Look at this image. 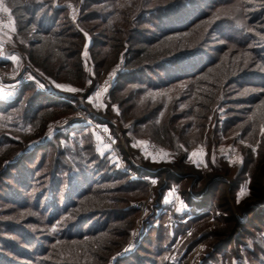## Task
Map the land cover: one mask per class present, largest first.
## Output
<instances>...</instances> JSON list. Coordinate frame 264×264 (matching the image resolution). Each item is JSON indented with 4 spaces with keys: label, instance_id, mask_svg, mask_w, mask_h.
<instances>
[{
    "label": "trees",
    "instance_id": "1",
    "mask_svg": "<svg viewBox=\"0 0 264 264\" xmlns=\"http://www.w3.org/2000/svg\"><path fill=\"white\" fill-rule=\"evenodd\" d=\"M4 1L15 17L12 54L23 61L21 74L32 72L51 89L46 77L77 85L76 92L56 91L85 100L123 60L112 95L127 117L137 114L134 125H151L161 145L174 146L177 135L187 144L189 130L205 129L212 118L215 132L249 143L238 169L207 177L184 153L173 161L178 173L168 174L163 190L197 173L195 182L207 180L201 204L189 196L187 205L221 215L214 223L196 216L173 232L164 223L114 264H171L166 257L179 235L187 240L185 255L207 244L195 264H264V0H74L77 22L68 0ZM87 42L94 77L81 58ZM149 98L146 113L135 109ZM70 112V104L32 83L0 96V264H109L130 238L139 215L131 204L147 195V183L98 154L84 125L27 151L30 139ZM153 166L139 171L158 178L163 171ZM246 180L252 202L243 210L236 192ZM163 190L151 211L164 205Z\"/></svg>",
    "mask_w": 264,
    "mask_h": 264
},
{
    "label": "rangeland",
    "instance_id": "2",
    "mask_svg": "<svg viewBox=\"0 0 264 264\" xmlns=\"http://www.w3.org/2000/svg\"><path fill=\"white\" fill-rule=\"evenodd\" d=\"M68 2H69L68 5L69 8L70 6H75L77 8L78 15L74 19L71 18L69 13V17L72 19V21L77 22L81 12L80 5L74 2V0H68ZM0 6L7 7L8 8L7 13H9L11 16V22L7 24H0V55L4 57H9V56L15 57L14 59L15 63L11 65L4 63V65L0 66V73L1 75L9 74L13 78H18L21 75V70L24 71L25 68L24 66L22 67L23 61L20 58V56L17 54L15 55L12 54L15 51V49L18 48V44L15 38L16 35L15 17L13 15L11 8L9 7V5L6 4L4 0H0ZM2 7H0V13H4ZM86 37L88 39L90 38L88 33H86ZM88 44L89 42H87L86 45L84 46L82 50L81 58L87 76L94 77L95 65H94V60L89 52ZM85 53H87V55H85ZM125 68L126 66L123 60L122 61L120 60L114 67L111 68V70H109L104 75V77L100 81L97 82L94 91L85 100L84 99L74 100L73 98H70L65 95L71 101L74 102V105L70 104L73 108V112L62 114L57 118H55L54 120H51L47 125V128L44 130L43 134L40 135V137L30 139L27 143L28 147H30L27 150L28 153L31 152V146L35 145L36 142H41L43 140L53 138V136L57 133H67L73 129H76V127H78L79 125H84L90 132L88 139L89 141H92V143H94L96 152L102 156L105 155L108 156L111 162L117 165L119 169H121V167L117 163L115 154L111 149V147L109 146V144L105 142L104 139L101 137V135L92 128V126L89 124L88 121L92 120L98 122L101 125H105L106 129L108 130L109 139L112 140L116 144L117 148L123 153L124 157L126 158V165L138 174V176L140 177L138 179L143 180L144 179L143 177L149 175L148 173L141 174L139 171V168L143 169V167H148V164H152V166L154 165L153 169H157V170L161 169L163 171V174L161 176H158V178L154 176L156 177L155 184H149L146 180H143L144 182L147 183L146 185L148 187V193L146 196L138 198L132 202L131 205L136 208L139 203H142L143 201H147L151 191H153V195H154L153 203L156 202L158 193L163 190V187H165L166 184L168 185V180H170L168 174L178 173L176 169L172 166V162L177 161V159H179L183 153L186 154V159H187L186 162L195 165L197 169H199L198 170L199 173H202L206 177L210 173H214L216 169L217 171H221L222 169H226L227 167H230L233 170H236L241 166L242 162L245 159L244 148L246 149L249 146V143H247V141L243 139L237 138L235 133L227 135L222 132H218V133L215 132L216 125H215V121H213V118L212 120L208 121V125H206L205 129L201 130L199 128L193 127L191 130H189L187 134V140H188L187 144L184 142L183 143L180 142L178 140L180 136L177 135L176 136L177 142L174 146L161 145L160 143H158L152 137L151 125L148 124L134 125L133 119L135 118V116H137V114L135 113L133 118L127 117L126 112L123 111V107L120 105L119 101L114 99L112 95L113 87L116 82V77L120 73V71L124 70ZM23 73L25 75L37 78L39 82L42 85H44L45 89L51 93L52 92L58 93L56 90L70 92L65 89L78 88L77 85L61 84L58 82H54L53 80H50L46 77V79L52 85V87L55 88V89H51L48 88L47 84L42 82L40 77L32 74V72L25 71ZM57 84L62 85L63 88H57L56 87ZM87 84L88 85L92 84V80H89ZM35 86L37 87V85ZM105 89H107V91H105ZM6 93L10 94V91H7L2 86H0V96H6ZM149 101L150 98L147 99L146 101L141 102L140 104L138 103L135 109L142 114L146 113L148 107H146L145 105H147ZM161 112H165V110L163 109ZM68 118L71 119L73 118L74 122L76 119V124H74L73 126L65 125L64 122L67 121ZM193 153H195L196 155H193ZM237 157L239 158L238 160L236 159ZM197 177L198 174L193 173V175L189 176V178L187 179L184 178L182 181L180 180L179 182L173 181L168 189L163 190V195H164L163 204L170 205L173 203L174 207L171 208H174L176 211H178V209L179 211H181L187 206H189L187 205L189 196L190 197L193 196L195 200H197L198 203L201 204V202L199 201H201L202 199L200 197V194L198 193L200 189L203 187L205 181L207 180L206 177H204L205 179L203 180L201 179L195 182ZM131 178L133 177L131 176ZM242 192H246V195L241 196L240 194ZM186 193L188 194L186 195ZM166 196L167 197L172 196L170 197L168 202H166L165 200ZM248 197H249V180H246L242 183L241 187L236 192V201H237L236 204L238 206L241 205L242 206L241 208L243 210L245 209L247 204L252 202V199L251 198L249 199ZM175 201H178V203ZM203 208L201 210L199 209L200 211L199 210L195 211V213L201 217L208 216L206 223H214L216 218L222 213L220 209L215 207L213 208L211 206H207L205 207L204 210ZM138 210H139V215L136 219L135 226L131 232L130 238L122 248H124L130 242L134 230L136 228L137 222L140 220L142 210L140 208H138ZM151 210H152V206L149 205V212ZM209 210L213 212V216L209 215L208 213ZM235 213L236 215L241 216V212L236 209H235ZM149 218L150 217L148 216L147 219ZM164 223L169 226L170 232H173L174 227L169 225L166 222L165 218L162 219V224ZM193 229H195V227L188 228L187 233L189 230L193 231ZM186 241L187 240L185 236L179 235L176 241L173 242L170 252L166 257L169 263L174 264L169 261V257H171L172 255H173L172 257H175L176 255L182 256L183 264L186 263L195 264L201 262L202 256L207 253V244L205 242L198 243V245L202 244L204 246V254H201L200 260L194 263L190 261L189 257L191 253L197 248L198 245H196L190 253L185 255L186 248L184 246ZM177 244L179 245H178L177 253L175 255L172 254V250L174 246ZM118 252H116L110 258L109 264H114L115 260L118 259L116 258Z\"/></svg>",
    "mask_w": 264,
    "mask_h": 264
},
{
    "label": "built area",
    "instance_id": "3",
    "mask_svg": "<svg viewBox=\"0 0 264 264\" xmlns=\"http://www.w3.org/2000/svg\"><path fill=\"white\" fill-rule=\"evenodd\" d=\"M69 13L72 19H74L78 15L77 8L75 6H70ZM11 22V16L9 13H0V24H7ZM6 60V57L0 55V66L4 65L2 61ZM33 83L37 85L38 89L42 92H45L49 97L61 101L63 103H68L74 105V102L71 101L65 95H61L54 92H49L45 89V87H40L41 83L35 77H31L25 74H21L18 78H13L9 74L1 75L0 73V86H2L5 90L10 91V94L6 93V96L11 95L18 91L23 85ZM89 124L92 128L98 132L101 137L104 139L105 142L109 144L111 149L115 154V158L117 159L118 165L121 167L122 171L129 173L133 178L138 179L140 178L138 174L133 171L130 167L126 165V158L124 157L123 153L117 148L116 144L109 139L108 130L106 129L105 125H101L98 122L89 120ZM65 125L73 126L76 124L73 118H68L67 121L64 122ZM89 125V126H90ZM144 178V179H143ZM141 179L146 180L149 184H153L152 181H156V177L154 175H147ZM154 195L153 191L149 194L147 201H143L137 205V208L142 210L140 220L137 222L136 228L132 235L130 242L122 248L116 258H125L134 255L136 250L141 245L144 237L148 235L152 230L158 229L162 225V219L165 218L166 222L171 226H177L181 224L187 223L190 219L195 218L198 216L192 209L187 206L181 211H176L174 208L173 203L170 205H159L154 211L149 212V205H153L154 203ZM178 203V201H175ZM148 213V214H147ZM209 215L213 216V212L211 210L208 211ZM148 216L151 218L147 219ZM191 233V230L188 231ZM178 245H175L172 254L177 253ZM204 254V246L202 244L198 245L197 248L191 253L189 259L191 262H198L200 260V255ZM173 256V255H172ZM169 257V261L174 264H183V258L180 255H176L175 257Z\"/></svg>",
    "mask_w": 264,
    "mask_h": 264
},
{
    "label": "snow or ice",
    "instance_id": "4",
    "mask_svg": "<svg viewBox=\"0 0 264 264\" xmlns=\"http://www.w3.org/2000/svg\"><path fill=\"white\" fill-rule=\"evenodd\" d=\"M0 7H2V6H0ZM2 10H3L5 13L8 12V8H7V7H2ZM85 55H87V53H85ZM12 59H15V57H12ZM40 87L42 88V87H44V85L41 84ZM56 87H57V88H63V86L60 85V84H57ZM65 90L70 91V92H76V91H77V89H75V88H67V89H65ZM105 91H107V89H105ZM165 155H167V154H165ZM193 155H196V154L193 153ZM236 159L238 160L239 158L237 157ZM234 162H235V161H234ZM152 183L155 184L156 181L153 180ZM240 195H241V196H244V195H246V192H242ZM178 211H179V209H178ZM189 235H191V233H189Z\"/></svg>",
    "mask_w": 264,
    "mask_h": 264
},
{
    "label": "crops",
    "instance_id": "5",
    "mask_svg": "<svg viewBox=\"0 0 264 264\" xmlns=\"http://www.w3.org/2000/svg\"><path fill=\"white\" fill-rule=\"evenodd\" d=\"M12 57H14V56H9V57H6L7 59V62L11 65V64H13V63H15L14 61V59H12ZM170 197H172V196H169V197H165V200H166V202H168V200L170 199Z\"/></svg>",
    "mask_w": 264,
    "mask_h": 264
}]
</instances>
